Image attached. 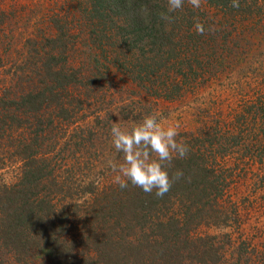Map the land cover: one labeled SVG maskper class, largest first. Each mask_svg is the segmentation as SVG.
<instances>
[{
	"label": "rangeland",
	"instance_id": "374dc122",
	"mask_svg": "<svg viewBox=\"0 0 264 264\" xmlns=\"http://www.w3.org/2000/svg\"><path fill=\"white\" fill-rule=\"evenodd\" d=\"M90 5L89 0H0V111L23 117L15 111L18 96L50 79L43 63L52 61L65 74L79 73L78 84L61 93L72 102L80 98L71 121L43 123L45 116L42 123L29 117L31 122L19 128L14 121L0 123V184H16L21 166L16 145L38 129L35 149L46 166L39 191L76 193L94 184L93 194L81 196L79 213L96 223L97 197L115 185L107 161L122 160L111 141L113 121L128 127L156 112L165 126L179 125L178 141L193 149L192 140H197L195 148L220 188L216 205L226 222L214 225L204 218L188 236L208 238L219 251L217 264H264V0H240L239 8L230 9L206 0L194 9L185 0L177 13L194 22L198 17L205 25L203 37L184 46L182 56L157 75L146 72L141 81L136 74L149 72L144 64L148 55L136 41L119 45L100 33L102 23L93 20ZM56 34L65 49L51 58L45 54L47 38ZM155 84L166 88L164 96L154 93ZM39 129L44 131L39 134ZM103 218L110 221L106 214ZM80 224L79 218L75 232ZM0 256L6 264H16L10 252L0 250Z\"/></svg>",
	"mask_w": 264,
	"mask_h": 264
},
{
	"label": "trees",
	"instance_id": "16d2710c",
	"mask_svg": "<svg viewBox=\"0 0 264 264\" xmlns=\"http://www.w3.org/2000/svg\"><path fill=\"white\" fill-rule=\"evenodd\" d=\"M206 1L215 7L231 8V0ZM89 2L93 20L102 23L100 33L104 31L106 37L117 39L119 45L120 42L124 45L128 41H136L137 47L148 55V62L144 64L149 72L145 69L138 71L136 79L139 81L146 72L157 75L170 64L168 62L182 56L179 51L183 49L184 52V46L203 37L196 33L192 19L182 17L177 12L171 13L174 18L172 24L161 20L159 14L167 11V2L163 0ZM145 7L148 9L147 15L143 13ZM47 39L50 47L45 54L49 53L51 58L59 49H65L59 34ZM56 42L59 44L55 45ZM54 62H51L52 65L43 63L52 76L43 82L40 89L18 96L20 106L15 111H19L17 115L22 114L23 117L16 118L11 112L1 109L0 123L8 121V125L14 121L15 128H19L29 121V117L34 123H42L45 116L43 123L72 120L78 111L74 106H80V98L72 102L62 95L70 85L78 84L79 73L67 75L58 64L53 66L56 64ZM165 89L163 85L155 84L153 90L160 96ZM37 130H33L30 139L22 138L16 145L21 165L16 184H0V250L10 252L16 264H31L35 259L39 262L43 258L47 259L48 264L219 262V251L207 241L208 238L195 240L188 236L190 229L204 218H210L214 225L227 220L226 214L216 205L220 188L214 183L213 171L204 164L200 149L198 146L195 148L196 139L192 140L193 149L186 158L173 160L169 175L174 176L177 170L184 175L175 180L163 198L156 197L154 192L147 194L130 183L126 189L109 184L106 190L100 191L98 204L93 207L95 211L98 207L96 215L99 218L94 223L87 222L79 213L82 205L84 207L81 196L93 194L96 189L94 184L76 193H65L60 189L55 190L54 194L46 189L45 193L39 191L38 185L46 180V166L43 159L37 157ZM42 131L44 129H39V134ZM49 180L54 182L53 179ZM63 195L69 199L59 201ZM84 213H87V208L83 210ZM105 214L110 221L103 218ZM79 218L81 230L75 232L74 226ZM84 224H88V228H84ZM0 264H6L1 256ZM230 264L241 263L233 261Z\"/></svg>",
	"mask_w": 264,
	"mask_h": 264
},
{
	"label": "clouds",
	"instance_id": "9594fccd",
	"mask_svg": "<svg viewBox=\"0 0 264 264\" xmlns=\"http://www.w3.org/2000/svg\"><path fill=\"white\" fill-rule=\"evenodd\" d=\"M194 9L201 7V0H187ZM185 0H167V11L161 12L160 19L172 24L174 18L171 13L181 10ZM233 8L240 7V0H231ZM145 15L148 9H143ZM197 34L206 31L204 23L197 17L194 22ZM208 32L213 29L209 26ZM179 125L165 126L162 117L156 112H150L143 118L123 127L113 121L110 134L111 141L117 153L122 154V160L109 159L107 167L114 173L113 183L121 189H126L129 183L142 189L147 194L155 193L163 198L171 189L175 180L183 177V172L177 170L174 176L169 175L174 159L187 157L190 147L184 141H178ZM190 180V178H189Z\"/></svg>",
	"mask_w": 264,
	"mask_h": 264
}]
</instances>
